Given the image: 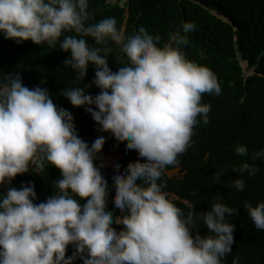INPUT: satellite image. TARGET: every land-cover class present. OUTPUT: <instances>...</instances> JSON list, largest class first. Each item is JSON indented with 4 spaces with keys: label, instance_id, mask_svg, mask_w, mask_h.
<instances>
[{
    "label": "clouds",
    "instance_id": "9594fccd",
    "mask_svg": "<svg viewBox=\"0 0 264 264\" xmlns=\"http://www.w3.org/2000/svg\"><path fill=\"white\" fill-rule=\"evenodd\" d=\"M93 19L89 0H0L4 38L48 47L59 43L70 53L64 66L78 81L94 65L91 84L66 87L61 94L74 107H84L99 131L124 140L127 150L143 158L126 168L118 158L114 162L112 200L123 215L107 206L104 165L95 163L106 137L89 144L79 136L72 112L57 106L48 88H29L19 72L6 73L0 81V186H10L30 169L44 173L48 165L58 168L61 178L53 182L55 194L39 203L34 182L0 194V264H74L77 258L82 264H224L236 228L228 218L239 208L221 196L208 211L188 204L185 212L162 180L190 147L195 126L210 122L211 104L203 103L202 95L222 91L217 75L182 50L196 24L184 22L161 45L162 37L143 25L126 34L115 17L90 23ZM109 42L125 54L116 71L108 63ZM92 84L100 89L96 95L85 91ZM235 153L248 156V146L236 145ZM251 159H264V149ZM232 171L255 176L259 168L245 161ZM231 187L243 190L245 180L235 178ZM244 208L255 227L264 229V201L253 206L245 200ZM113 223L123 227L118 231ZM232 264H239V257Z\"/></svg>",
    "mask_w": 264,
    "mask_h": 264
},
{
    "label": "trees",
    "instance_id": "16d2710c",
    "mask_svg": "<svg viewBox=\"0 0 264 264\" xmlns=\"http://www.w3.org/2000/svg\"><path fill=\"white\" fill-rule=\"evenodd\" d=\"M89 11L94 14L90 23L112 16L117 20L118 29L126 34L134 33L143 25L154 36L162 37L161 45L167 41L169 33L184 22L196 24L195 30L187 34L189 43L182 50L187 58L209 67L217 75L222 91L219 96L202 95V102L211 104L210 122L206 126L202 123L195 126L192 143L178 157L179 164L168 166L162 177L167 184L164 191L181 198L174 202L185 212L188 204H194L198 212L208 211L210 204L221 196L223 203L239 208L238 214L228 218L236 228L233 250L224 264H232L235 257H239V264H264V229L255 227L244 208L245 200L253 206L264 201V159H251L253 152L264 149V0H89ZM87 39L94 45L91 37ZM107 46L112 49L109 67L116 71L122 66L118 61L125 54L114 42ZM68 56L70 53L61 50L59 43L55 47L37 45L31 40L17 44L0 34V81L6 73L19 72L25 86L48 88L54 103L72 112L82 139L91 144L98 136L106 137L98 154L105 161L112 157L105 154H119V167L126 168L130 161L143 160L136 150L125 148L124 140L116 139L110 132L99 131V125L84 107H74L61 94L66 87L91 84L95 75V67L90 63L85 79L76 80L75 72L64 66ZM242 61L247 64L246 70H253L251 74L245 72ZM85 91L96 95L100 89L92 84ZM238 144L248 146V156L235 153ZM245 161L258 166L255 176L232 171L233 166ZM113 166L103 172L108 181L106 204L115 216H120L123 213L114 207L112 200ZM174 168H179L178 174L167 173ZM221 169L223 174L217 178L215 173ZM59 178L60 170L48 165L44 173L30 169L18 174L9 187L19 188L22 183L34 182L35 202L39 203L55 194L53 182ZM235 178L245 180L243 190L231 187ZM7 189L0 186V194H6ZM113 227L119 231L123 225L113 223ZM200 227L201 234H206L202 223ZM73 251V246L69 245L66 255H72ZM74 264H82V261L77 258Z\"/></svg>",
    "mask_w": 264,
    "mask_h": 264
},
{
    "label": "rangeland",
    "instance_id": "374dc122",
    "mask_svg": "<svg viewBox=\"0 0 264 264\" xmlns=\"http://www.w3.org/2000/svg\"><path fill=\"white\" fill-rule=\"evenodd\" d=\"M114 1V0H113ZM220 17H222L223 19H227L225 16H220ZM242 66H243V68H244V70H245V72L247 73V74H250L253 70H246V66H247V64H246V62H244V61H242ZM114 157V158H113ZM117 157L118 156H113L112 155V157L108 160V161H105V158L104 157H102L101 155H97V158H96V160H95V163H96V165L99 167L101 164H103L104 166L102 167L103 169H105V168H107L108 166H110V164H112L113 163V161L115 160V159H117ZM110 161V162H109ZM178 172H179V168H174V169H171V170H168L167 171V173L168 174H170V175H175V174H178ZM6 188H9V184H6V185H4ZM170 198H173V199H178V200H181V198H179L177 195H175L174 193H171L170 194Z\"/></svg>",
    "mask_w": 264,
    "mask_h": 264
},
{
    "label": "crops",
    "instance_id": "0c3cea01",
    "mask_svg": "<svg viewBox=\"0 0 264 264\" xmlns=\"http://www.w3.org/2000/svg\"><path fill=\"white\" fill-rule=\"evenodd\" d=\"M106 155H109V154H106ZM118 156L117 158H119V154H110V156ZM102 156V155H101ZM116 161V159L113 161V163L112 164H110V166H112L113 164H114V162ZM110 166H108V167H110ZM107 167V168H108Z\"/></svg>",
    "mask_w": 264,
    "mask_h": 264
},
{
    "label": "water",
    "instance_id": "95a60500",
    "mask_svg": "<svg viewBox=\"0 0 264 264\" xmlns=\"http://www.w3.org/2000/svg\"><path fill=\"white\" fill-rule=\"evenodd\" d=\"M224 20H225V19H224ZM226 20H227V19H226ZM241 65H242V63H241ZM252 72H253V71H252ZM252 72H251V73H252ZM251 73H250V74H251ZM104 170H105V169L101 168V171H102V172H104Z\"/></svg>",
    "mask_w": 264,
    "mask_h": 264
}]
</instances>
